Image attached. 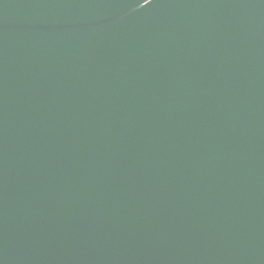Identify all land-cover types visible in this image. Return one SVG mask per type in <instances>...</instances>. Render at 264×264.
I'll list each match as a JSON object with an SVG mask.
<instances>
[{
	"label": "water",
	"instance_id": "water-1",
	"mask_svg": "<svg viewBox=\"0 0 264 264\" xmlns=\"http://www.w3.org/2000/svg\"><path fill=\"white\" fill-rule=\"evenodd\" d=\"M0 264H264V0H0Z\"/></svg>",
	"mask_w": 264,
	"mask_h": 264
}]
</instances>
